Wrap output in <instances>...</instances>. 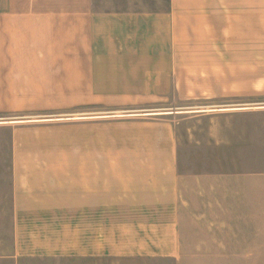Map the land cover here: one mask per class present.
I'll return each mask as SVG.
<instances>
[{
  "label": "crops",
  "instance_id": "0c3cea01",
  "mask_svg": "<svg viewBox=\"0 0 264 264\" xmlns=\"http://www.w3.org/2000/svg\"><path fill=\"white\" fill-rule=\"evenodd\" d=\"M263 47L264 0H0V264H264Z\"/></svg>",
  "mask_w": 264,
  "mask_h": 264
},
{
  "label": "rangeland",
  "instance_id": "374dc122",
  "mask_svg": "<svg viewBox=\"0 0 264 264\" xmlns=\"http://www.w3.org/2000/svg\"><path fill=\"white\" fill-rule=\"evenodd\" d=\"M235 49H233V47H231V51H233ZM263 50H264V47H263ZM263 66H264V63H263ZM264 102V100L262 101ZM228 104L230 105H234V104H237V102H234V101H229L228 103H223V104H216V103H206L205 101H194L193 103L191 104H188V105H183V107H188L190 110H194L191 111V113H195L197 115H194V116H189V117H193V119H195L196 121L199 120L200 117H198L199 115H202V114H208V116H218V115H227L228 113H232V112H236V110L234 109H227V107H221V106H227ZM198 111V112H197ZM185 113V112H183ZM182 113V114H183ZM190 113V112H189ZM153 115H169V113H162V112H156V113H152ZM195 117H198V118H195ZM183 118H186V117H183ZM61 119H65L66 121H69L71 120L72 122H68L70 124H68L69 126H75L77 124V119H78V115H66V116H61V117H58V116H52L49 118V120H55L54 122H62L63 120ZM196 121H195V124H196ZM103 126H102V132H103V135L108 133L109 131V122L108 120H102L101 121ZM206 124V123H205ZM204 123L201 122L198 123V126L199 127H196V125H192L194 129H203L204 128ZM208 124V123H207ZM67 125V124H66ZM219 126V125H218ZM221 129L222 128H229L231 129L230 132L228 133L229 135V138H230V143H231V147H230V157H221L223 154L222 152H219V155H221L220 157L215 155L213 157V159H211L209 161V165L210 166H213L215 164L217 165H220V166H223L224 168L227 169V171H235L236 170V122L233 123V124H228L226 126H222V124L219 126ZM71 133H76L75 130H71ZM235 146V147H233ZM207 149L209 151H211L212 149H220V148H215L214 146L210 145V147H207ZM212 153V152H211ZM210 153V154H211ZM213 155V153H212ZM224 155V154H223ZM230 170H229V169ZM225 169V170H226Z\"/></svg>",
  "mask_w": 264,
  "mask_h": 264
}]
</instances>
